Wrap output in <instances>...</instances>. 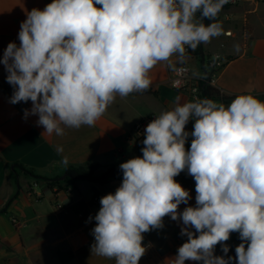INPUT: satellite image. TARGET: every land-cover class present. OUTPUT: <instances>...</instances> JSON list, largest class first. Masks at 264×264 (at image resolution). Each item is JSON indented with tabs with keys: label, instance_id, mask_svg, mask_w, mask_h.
<instances>
[{
	"label": "clouds",
	"instance_id": "1",
	"mask_svg": "<svg viewBox=\"0 0 264 264\" xmlns=\"http://www.w3.org/2000/svg\"><path fill=\"white\" fill-rule=\"evenodd\" d=\"M229 2L52 0L33 8L21 22L19 46L10 42L0 59L14 89L10 103L31 101L25 118L37 115L49 134L93 126L117 95L147 90L158 62L174 54L183 59L186 46L195 50L220 36L216 18ZM142 143V157L120 164L121 185L100 200L92 229L96 255L139 264L142 234L170 216L182 220L180 234L187 236L173 264H230L227 244L225 256L214 252L233 232L242 241L236 264H264V103L252 95L228 107L207 98L177 103L147 124ZM185 169L195 180L196 206L179 213L190 194L174 177Z\"/></svg>",
	"mask_w": 264,
	"mask_h": 264
},
{
	"label": "crops",
	"instance_id": "2",
	"mask_svg": "<svg viewBox=\"0 0 264 264\" xmlns=\"http://www.w3.org/2000/svg\"><path fill=\"white\" fill-rule=\"evenodd\" d=\"M51 2L0 0V59L10 42L19 46L18 33L27 13L33 8L43 10ZM223 11V31L232 30V36L213 37L200 44L199 54L187 59L174 54L169 61L158 62L148 73L151 84L147 90L123 98L117 95L93 126L65 127L63 136L45 132L37 124V115L25 118L24 110L31 109V101L10 103L14 89L0 63V264H116L115 258L92 251L94 217L101 207L93 205L92 199L95 194L115 193L118 181L123 180H101L106 172L142 157L145 137L134 133L135 126L149 115L156 118L177 103L188 102V94L169 83L171 73L184 62L195 76L202 77L203 55H224L229 61L216 75V83L225 93L213 101L228 107L236 97L252 95L264 103V5H241ZM194 123L190 120L185 131H193ZM191 140L189 136L186 150ZM94 163L100 165L93 174L98 180H61L70 169ZM50 180L62 183L49 187ZM174 180L190 194L188 203H181L177 211L195 207L194 178L185 169ZM182 227V220L165 216L162 228L143 233L142 245L149 249L139 264H173L177 249L187 241V236L180 234ZM241 242L239 233L233 232L228 241L215 246L214 254L225 256L222 245L227 244L225 258L233 257L230 264H236L235 248Z\"/></svg>",
	"mask_w": 264,
	"mask_h": 264
},
{
	"label": "built area",
	"instance_id": "3",
	"mask_svg": "<svg viewBox=\"0 0 264 264\" xmlns=\"http://www.w3.org/2000/svg\"><path fill=\"white\" fill-rule=\"evenodd\" d=\"M241 5L257 7L258 5H264V0H230L229 3L223 6L222 10ZM197 17L199 18V13H197ZM216 20L221 24L220 13ZM232 33V30H226L223 31L220 36H232ZM195 54V50H192L186 46V53L184 56L186 57V59ZM201 61L205 69V74L202 77L195 76L192 73L190 65L187 62H184L179 67L174 69L169 78V83L174 89L188 94V102L195 101L197 99H204V90L206 87H210L217 90L221 95H224L225 93L223 89H220L217 86L216 75L226 65L229 59H227L224 55L215 54L213 57H210L208 59L206 55H203ZM154 119V115H149L148 117L144 118L135 126L134 133L139 137L144 138L145 128L147 124H149ZM121 183L122 180H119L117 183V188L121 185ZM102 197L103 196L101 195L95 194L92 199L93 205L101 206L100 200ZM145 248L149 249V246L146 245Z\"/></svg>",
	"mask_w": 264,
	"mask_h": 264
},
{
	"label": "trees",
	"instance_id": "4",
	"mask_svg": "<svg viewBox=\"0 0 264 264\" xmlns=\"http://www.w3.org/2000/svg\"><path fill=\"white\" fill-rule=\"evenodd\" d=\"M203 22L206 25L208 23H210V21H208V20H204ZM200 49H201V46L199 45L195 49L196 53L199 54ZM219 96H220L219 92L213 88L206 87L204 90V99L207 98V99L213 100ZM88 167H90V168L89 169L86 167L72 168L68 171V173L73 179H77V178L82 177V178H88V179H92V180H98L93 176V174L96 170H98L100 168V165L97 163H94V164H90ZM37 178H40V177H37ZM110 178L123 179L122 170L120 168H117V167H112L108 172H106L102 176L101 180L110 179ZM47 183H48L49 187H54V186L60 187L62 182L50 180Z\"/></svg>",
	"mask_w": 264,
	"mask_h": 264
},
{
	"label": "rangeland",
	"instance_id": "5",
	"mask_svg": "<svg viewBox=\"0 0 264 264\" xmlns=\"http://www.w3.org/2000/svg\"><path fill=\"white\" fill-rule=\"evenodd\" d=\"M97 7H98V5H97ZM220 13H221V15H222V14L224 13V11H223V10H221V12H220ZM199 53H200V51H199ZM213 56H214V54H211V55H209L208 53H207V55H206L207 59H208V58H210V57H213ZM86 168H88V169H89L90 167H86Z\"/></svg>",
	"mask_w": 264,
	"mask_h": 264
},
{
	"label": "water",
	"instance_id": "6",
	"mask_svg": "<svg viewBox=\"0 0 264 264\" xmlns=\"http://www.w3.org/2000/svg\"><path fill=\"white\" fill-rule=\"evenodd\" d=\"M71 177L69 174L64 175L61 180H65L66 178Z\"/></svg>",
	"mask_w": 264,
	"mask_h": 264
}]
</instances>
